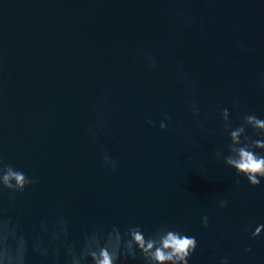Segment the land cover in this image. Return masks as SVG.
<instances>
[{
    "label": "water",
    "instance_id": "water-1",
    "mask_svg": "<svg viewBox=\"0 0 264 264\" xmlns=\"http://www.w3.org/2000/svg\"><path fill=\"white\" fill-rule=\"evenodd\" d=\"M217 105L234 126L264 119V0H0V154L39 178L8 210L29 237L57 217L70 242L95 226L167 224L196 238L189 264H264V234L243 231L264 224V180L237 186L216 159L230 142Z\"/></svg>",
    "mask_w": 264,
    "mask_h": 264
},
{
    "label": "clouds",
    "instance_id": "clouds-1",
    "mask_svg": "<svg viewBox=\"0 0 264 264\" xmlns=\"http://www.w3.org/2000/svg\"><path fill=\"white\" fill-rule=\"evenodd\" d=\"M195 17H187L186 22L193 24ZM244 47L243 44L239 45ZM148 65L158 67L156 57L145 53ZM185 83L189 92L194 90L193 82L186 76ZM193 117L198 127L201 110L194 100L189 101ZM222 121V132L229 138L227 152L215 151L217 160L223 161L229 168L235 170V184L239 186V177L246 178L252 187H259L264 180V119L255 113H241V122L234 126L228 108H216ZM101 124L97 128H89L88 133L95 138L100 131L105 130L102 114ZM159 127L166 129V120L171 118L165 113ZM204 119H207L205 114ZM149 125L155 122L148 120ZM251 130V131H249ZM212 134V130H208ZM195 146V145H194ZM103 166L110 172L118 167L107 152L102 156ZM39 183V178L29 176L22 169L8 162L0 154V264H29L30 255L35 254L41 258L42 264H128L129 261L137 264H189L198 242L195 237H190L184 231L172 228L167 224H159L148 235L137 224H128L123 231L116 225L106 230L103 226H95L76 241H69V222L63 217H57L51 222L41 220L39 230L31 237L25 234L19 221L8 215L10 207H14L17 195ZM7 193V205L2 197ZM227 199H221L218 207L226 208ZM203 227L207 228L209 217L201 218ZM250 232L253 240L264 234V224H257L250 219L243 228ZM251 252V247L245 248ZM219 264H230L229 258L223 256Z\"/></svg>",
    "mask_w": 264,
    "mask_h": 264
}]
</instances>
